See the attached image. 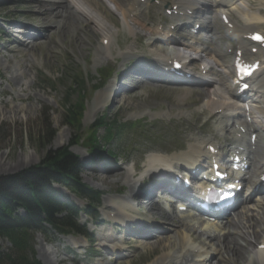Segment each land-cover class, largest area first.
Wrapping results in <instances>:
<instances>
[{
	"label": "rangeland",
	"instance_id": "1",
	"mask_svg": "<svg viewBox=\"0 0 264 264\" xmlns=\"http://www.w3.org/2000/svg\"><path fill=\"white\" fill-rule=\"evenodd\" d=\"M1 1L2 0H0V2ZM35 1L58 4V0ZM3 2V4L0 3V30H5L3 25L5 23H9L14 27L34 28L37 31L43 28L44 30H42V33L44 35H42V33L40 34L42 35L41 38L44 37L38 39V41H34V44L36 42V47H33L31 51L29 47L25 48L24 45L22 46L26 49H24V51L17 48L18 42L20 43L23 39L26 40L27 38H20L17 40L13 35L6 34V31L10 32L14 27H8L5 34L0 38V179L15 177L16 175L23 174L41 165V163L45 161L47 155L54 154L57 151L69 147L70 143L73 141H77L78 143L75 147L70 149V153L73 157L77 158L80 164L79 166L85 162H92L91 165L94 166L96 157H92V159L88 161L91 157L85 149L86 142L83 140L87 135L88 128L95 123H99L98 119L102 114L107 118L108 123L114 120L119 121L121 124L124 122L131 123L141 120L145 125V133L139 136H132L130 132L125 138L122 136L120 139L113 140L109 146H104L102 142L105 133L102 130L97 132L98 141L102 144L100 145V148H103L101 149L102 152L106 153V151H108L105 154L108 157L111 153L113 159H111L110 162L113 161L114 164H116L115 167H112L113 170L110 172L120 170L123 173L122 177L116 183L108 184L103 181L102 177H99L101 174L97 171L91 172L81 168L78 173V180L83 185L102 193L100 203L101 210L106 211L108 216L115 218L116 211L112 203H118L129 195L133 190L131 187L139 188L140 180L144 173L149 171L145 163L146 158L149 157V153H159L163 156V152L168 154V152L181 145L182 147L185 146L186 149L189 142H192L194 139L195 143L197 140L195 138L201 137L199 134H205L207 127L209 132L218 127V117L208 122L206 124L208 125L207 127L205 125L202 126L207 120V116H202L201 111L203 109L208 114L209 111L205 107L206 103H201V101L206 100V98L197 97L194 93V90H196L194 88H198L197 85H139L125 79L122 85L128 86L127 93H122L120 98L115 99L114 104L111 106L110 103L105 104L104 102L97 106L95 103L96 95L109 85L108 82L104 88L95 90L101 83L98 73L117 72L122 65V61L118 59V62L115 63L113 59L119 57L121 51H119L117 47H113L112 55L109 56L107 60H103V56L95 53V49L101 44L102 40L100 39L103 38L102 36L95 39L86 38L81 35L78 36L73 29L67 31L64 36L60 35L56 30L59 25L54 27V29L52 27L53 25L43 26L45 22L40 18L45 12V14L51 16L50 8H44V10H42V7L30 9V3L33 2V0H31V2L30 0H4ZM248 2V0H244L243 4H247ZM259 2L264 5L262 1H250L249 5L251 3L254 5V8H259ZM106 6L111 8V15L110 13H102V15L109 20V18L114 15L112 12H117V10L111 4L107 5L106 3ZM30 10H32L34 16H37V19L31 16ZM37 12H40L38 14L40 17L37 15ZM151 13H153L155 22L159 21L158 18L160 16L162 17L161 11L155 8L150 11V14ZM23 16H28L29 19ZM197 16L200 15L198 14ZM213 19L216 27L214 32H217L221 25L216 22L215 16H213ZM47 20H49V18ZM109 24H107L109 28L112 29V32H115ZM131 27H134V31H137L135 26L131 25ZM208 27L211 29V25ZM144 33L145 32L142 31L139 34L142 35ZM225 40L226 36L223 40H218L216 42L217 47L222 53L226 43ZM140 41H136L135 39L137 43ZM24 44L28 45V43L25 42ZM211 46L214 47L213 44ZM211 46L209 47L211 48ZM120 47H124L123 43H120ZM11 48H14L11 53L5 51ZM213 52L218 53V50L214 47V51L210 50V52H208V55L211 54V59L213 58L212 55H215ZM138 53L142 55L143 51L139 50ZM168 55L169 53L162 52L160 56L168 57ZM226 63L229 64L230 60ZM224 73L227 74V72ZM224 73L220 76L221 79L219 78V82L217 83L225 82L229 79V77H224ZM10 77L16 78V80L20 82L19 86H21V90L25 92H20L19 87L17 91H14V88L11 86L16 87L18 85L11 82V85H9ZM76 77L84 82V93L82 92L81 95L71 94L67 99L66 91H72V78ZM147 80L149 81V79ZM212 86H214V84ZM203 88L204 87H200L198 89ZM215 91L221 95V100L225 101L223 96L224 90L215 89ZM192 93L197 99L192 97ZM78 96L83 98L85 112L81 125L82 130L77 140V137L73 134V130L64 125V110L66 109L65 102L67 100L75 105L77 101H81ZM198 101L200 102L196 103ZM211 117L213 118L216 116H210V118ZM201 128L202 130H200ZM207 134L204 136H207ZM263 140L264 138L261 141L262 145L259 143L257 146H263ZM262 151L264 153L263 147ZM175 157L176 156H173L172 158ZM250 158H252V156ZM173 161L176 162V160ZM105 163L106 162H99L97 166H102V164ZM143 163H145V168L141 176L134 177L133 165L136 169V167L140 168L144 166ZM164 166H166V164ZM116 180L117 179H115V181ZM136 193L137 192H134V195H136ZM76 204L83 205L81 202H76ZM145 209L148 210L146 211ZM136 211L138 214H145L147 212L151 215L153 212L149 209L148 204L145 208L143 205L134 206L132 203V214ZM236 215L240 217L239 214ZM236 215L229 218L237 221L238 218ZM123 216L125 217V215ZM169 216L175 218L174 216ZM245 218L250 217L242 215L243 223ZM259 218H261V215L257 217V220ZM126 219H130V217ZM262 220H264V218H262ZM83 221L84 219L79 217V222L82 223ZM169 227L172 228L171 225H169ZM187 227L190 228L189 226ZM90 228L93 229L92 226H90ZM174 228L178 231L177 227L174 226ZM241 229H238V231L241 232ZM108 231L109 227L106 225L96 227L93 238L99 240L101 235L103 237L108 236L111 234V232ZM167 231L170 233L168 229ZM208 231H210L209 234L215 232L213 229ZM216 232L219 234L218 231ZM243 234L244 233H241V235ZM167 235L168 233H162L161 237L163 239L159 238L160 243L152 242L143 246L136 243V239L127 238V252L130 253L131 256L120 259L119 261H113L112 264H158V262H163V264H187L189 260L187 252L185 251L177 250V255L172 254L168 257L165 255L173 247L175 248L181 245L177 240L178 235L172 239H170L171 234L169 238H167ZM115 236H118V234ZM261 236H264V234ZM204 239L206 238H202L204 244L210 246L208 244L209 241L205 243L206 240ZM49 240L50 238L47 240L39 235L35 236L34 252L36 260L40 264H42L40 256H42V252L44 251V254L47 256L45 264H76L71 260V256L64 254V251H61L55 243ZM191 240L193 241L194 239ZM200 240L196 242L199 243ZM250 240L252 241L251 238ZM62 244L65 245L66 248L73 247V242L71 240L69 242L63 240ZM253 244L255 247L256 243L253 242ZM166 247L169 249L168 252H166ZM254 247L253 249L255 250ZM8 249L9 245L0 240V250L7 252ZM90 249L95 250L96 248L93 245ZM164 255L165 257L162 259ZM78 259H80V264H84L81 257H78ZM223 259H225V256ZM104 261L92 260L86 264H105Z\"/></svg>",
	"mask_w": 264,
	"mask_h": 264
},
{
	"label": "bare ground",
	"instance_id": "2",
	"mask_svg": "<svg viewBox=\"0 0 264 264\" xmlns=\"http://www.w3.org/2000/svg\"><path fill=\"white\" fill-rule=\"evenodd\" d=\"M111 4H113L116 9L121 13V16L124 20V24L131 36H133L136 41H140L143 39H146L150 36H153L155 34L160 35V39L158 41H154L151 44H148V47H153L156 49H163L164 46L169 47H175L179 45V41H173L167 38V33L163 32H156L155 29L148 28L146 26L142 25L143 19L138 17L135 19H130L129 15H132L135 17V14L137 10L140 8V5L136 3L137 0H108ZM238 0H198L197 3L190 4V0H177V2H172L168 6L167 10H170L173 7H177L178 12H184L185 10L192 11L193 8H196L197 11L193 13V18H196V20L199 19V16H197L198 9H206V10H212L213 12L219 13V14H230V15H236L238 17V23L231 20L230 23L232 24V33L237 34H243L248 35V33L251 31V29L256 28L264 23V20L257 12H250L249 10H244L240 5H237ZM57 5L53 2H36L33 0V2L30 3V5L36 6V7H42V8H50L51 10V16H48L47 14H42V20L45 22L43 26L49 25L57 27V31L60 33V35H65L67 31L70 29H73L76 34L84 36L86 38H92L95 39L99 36H102V40L108 41V46L103 48L102 46L98 47L97 51L103 53V51L108 52L109 54V47L112 44L113 38L115 34L110 30V28L104 23V18L101 15V12L96 9V5L98 7L104 6L102 4L101 0H59L57 1ZM94 7V8H93ZM46 11V10H45ZM46 17L49 18V21L46 22ZM129 20L130 25L128 24L127 20ZM112 25H116V23H112ZM131 25L135 26L137 29L145 32L144 34L140 35L137 33V31H134V27H131ZM209 26V25H208ZM135 28V29H136ZM207 29H210L207 27ZM245 33V34H244ZM32 35V33H31ZM42 35H44L42 33ZM40 33H37L36 36L40 37L42 36ZM41 38V37H40ZM39 38V39H40ZM194 43H199L200 41L190 40ZM25 43H28L25 41ZM137 43V42H136ZM213 44L212 39H208V47ZM24 45L25 48H28L30 45V51L35 47L34 41H31L28 43V45ZM124 45V44H123ZM159 45V46H158ZM212 47V46H211ZM133 49V47H129V49ZM240 50L245 49V46H238ZM207 50V49H206ZM205 52V50H204ZM215 53V52H213ZM170 54V53H169ZM173 53L172 55H174ZM218 54V53H215ZM104 55V53H103ZM210 55V54H209ZM107 56V55H104ZM169 56V55H168ZM256 56H254L255 58ZM161 58L162 61L168 60L167 57H158ZM199 60H202L201 57H199ZM256 60H259L261 63L260 71L257 73V79L260 80V83L262 84L261 90H264V61L261 60L260 57H258ZM203 65V64H202ZM204 68L211 67L210 64L206 63L203 65ZM171 68V67H170ZM202 69V71L204 70ZM213 70L211 67L210 71ZM211 73V72H210ZM209 73V74H210ZM208 74V75H209ZM225 74V73H224ZM229 73L225 74L224 77L228 78ZM207 74L205 75V77ZM213 76V75H212ZM221 74H218L216 78L214 76L211 79L210 84L212 81L219 82ZM223 78V79H225ZM221 79V78H220ZM11 83H14L15 85H20V83L16 80L10 81ZM224 82V81H223ZM20 92H25L21 90V87H19ZM212 90V91H211ZM201 89V90H194L195 95L197 97L206 98L204 101L206 109L209 111L210 116H214L215 112L221 111V112H230V110L235 108V105H239L236 102H243L240 100H234L232 95V90L228 88L227 96L228 99L231 101L227 103L226 101L221 100V95L215 91V89ZM111 90L107 87L103 91H101L96 99L95 103L100 105L101 103L108 101L111 97ZM263 94H261L262 96ZM204 96V97H202ZM260 97H256V100L259 101ZM197 99V98H196ZM199 100V99H198ZM223 101V102H222ZM95 104V105H96ZM220 112V114H221ZM262 112L261 114H263ZM168 114V113H167ZM212 118V117H211ZM239 127H243V124H239ZM244 128V127H243ZM220 132H222V129H219ZM245 135V134H244ZM244 135H240L239 138L236 137V140L234 141V145H237L238 147H242L244 152H246L248 157V163H249V169L248 172L245 174V180L247 179V175L251 177L254 173V170H256V173L259 170V174L264 169V161L263 163L260 162V158H262V155L264 154L262 151V146H257L255 151H252L251 148L245 147L247 146L244 143ZM250 139V138H249ZM210 144V142L205 140H196V142L192 145H190L186 151H184L182 154L176 156L175 158H164L161 156H153L148 159V166L153 167L155 165H162L166 164V166H171V163H168V161L176 160V163H182L187 165L189 169H193L195 166L199 163V158L202 155H206L205 152H203L202 149H204V146ZM259 145V143L257 144ZM252 156V158H250ZM214 159H219L218 156H211ZM162 163V164H161ZM165 166V167H166ZM137 168V167H136ZM121 169V168H120ZM115 171V170H114ZM107 173V172H105ZM123 173L118 170L113 172L112 174H107L102 176V180L109 183H116L121 177ZM115 179H117L115 181ZM130 198L133 200L137 199L136 197L139 196V193L137 192L136 195H134L133 190L130 192ZM148 207L150 210L154 212V216L158 219L166 222L171 223L175 227L178 228V231L181 230L182 233L189 234V238L194 239L193 241L202 240L203 237H205L204 233L197 232V230L193 231L191 228H188L187 225L181 222V220L177 218H172L169 216V214L162 211V209L159 207L157 203H154L152 199H149L148 201ZM117 213L125 215L126 218H129L124 212L128 210L126 207H122L121 205H116ZM237 216V221H234L232 218L225 219V223H217L218 226V232H221L222 230H226V233L222 236L214 235L212 238H206L204 240L209 241V245L211 247H214L213 251L217 254H220V263L219 264H246L249 260L250 252L253 250L254 243H258V241L261 239L260 236L263 234L264 231V220H250L246 219L244 221V224H249L248 228H245L247 230H250V234H243L241 235V232L238 231V229L244 228L242 223L240 222L241 217ZM129 219H125L127 222ZM251 224V225H250ZM200 226V225H199ZM222 228V229H221ZM192 232V234H191ZM252 239V241L250 240ZM183 240H185L183 238ZM186 241V240H185ZM198 252V251H197ZM42 255H45L44 252ZM225 256V259L223 257ZM262 257V254H260ZM40 260L42 263L45 264V260L40 257ZM219 261V260H218ZM205 264V263H204Z\"/></svg>",
	"mask_w": 264,
	"mask_h": 264
},
{
	"label": "trees",
	"instance_id": "3",
	"mask_svg": "<svg viewBox=\"0 0 264 264\" xmlns=\"http://www.w3.org/2000/svg\"><path fill=\"white\" fill-rule=\"evenodd\" d=\"M80 90L78 81H72ZM72 93H76L72 91ZM71 96V93H67ZM64 125L78 132L80 130V117L83 111L82 101L71 104L65 102ZM101 117L95 126L90 129V134L85 139V146L96 153L99 151L101 143L97 138V132L102 130L105 136L102 138L104 146H108L112 140L118 138L123 133V127L116 122L107 123ZM78 140V137H77ZM77 141L74 144L76 145ZM75 159L68 149H62L54 154L46 156L45 161L33 169L16 175L12 178L0 179V239H6L10 243L7 252L0 250V264H33L30 260V231L33 226L39 224L40 216L46 213L47 208L38 199L47 192L50 182H57L63 185L72 184L77 189L82 190L76 181L74 171ZM29 201V203H28ZM16 205L21 206L26 211L24 218L13 216V209Z\"/></svg>",
	"mask_w": 264,
	"mask_h": 264
},
{
	"label": "snow or ice",
	"instance_id": "4",
	"mask_svg": "<svg viewBox=\"0 0 264 264\" xmlns=\"http://www.w3.org/2000/svg\"><path fill=\"white\" fill-rule=\"evenodd\" d=\"M259 39V38H258Z\"/></svg>",
	"mask_w": 264,
	"mask_h": 264
}]
</instances>
